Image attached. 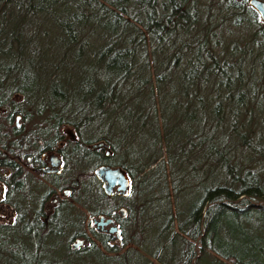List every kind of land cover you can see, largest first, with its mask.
Here are the masks:
<instances>
[{
  "label": "trees",
  "instance_id": "1",
  "mask_svg": "<svg viewBox=\"0 0 264 264\" xmlns=\"http://www.w3.org/2000/svg\"><path fill=\"white\" fill-rule=\"evenodd\" d=\"M13 45L28 54H13ZM84 57L89 62L78 71L95 62L106 75L98 91L88 85L77 97L83 81L75 77V67ZM38 68L41 87L33 73ZM177 73L190 86L184 93L197 106L187 109L197 117L180 140L172 141L162 96ZM62 74L66 86L59 84ZM133 87L144 111L137 113L138 124L127 126L125 138L141 133L152 149L135 165L124 160L126 142L109 133L84 135L95 117L116 109L121 89L127 94ZM31 111L37 119L33 116L27 131L13 125L16 114L27 121ZM67 125L78 135L76 145L104 141L111 150L109 163L125 168L133 187L148 180L150 200H168L162 208L173 248L168 257L164 243L154 250L143 245L139 226L125 229L134 207L121 219L119 244H112L113 234L91 228L92 239L79 228L66 233L53 227L65 203L46 213L47 191L34 203L28 174L13 159L30 155L34 162L43 148L53 150L64 137L71 142ZM263 131L264 22L248 0H0V181L5 186L0 203L14 211L11 222H0V264H264V242L251 239L250 228L242 225L254 214L264 218V165L242 168L264 157ZM182 157L189 173L202 165L205 177L185 216L177 201L172 203L179 191L173 164ZM75 174L74 182L57 183L71 184L72 196L84 178L96 182L92 172ZM100 195L110 203L112 198ZM140 205H135L138 212ZM55 236L66 243L65 258L46 256ZM78 237L84 244L74 248ZM81 254L89 259L69 261Z\"/></svg>",
  "mask_w": 264,
  "mask_h": 264
},
{
  "label": "rangeland",
  "instance_id": "2",
  "mask_svg": "<svg viewBox=\"0 0 264 264\" xmlns=\"http://www.w3.org/2000/svg\"><path fill=\"white\" fill-rule=\"evenodd\" d=\"M237 31L239 32V30ZM13 46V54L21 52V50L18 51L15 45ZM27 54V51L21 52V55L23 57H25ZM88 62L89 60L86 57L81 58L77 61V65L75 68L77 69L80 65H83L85 67L87 66ZM71 64L75 65L74 62H72ZM94 64L95 62H92L91 68L89 67V70L84 71V73H82V70L78 71V69L80 68L77 69L75 77L78 80L83 81L81 84H78L76 88L78 90L77 97H80L82 94H84V92L86 91L85 89L87 88L86 86L88 85L95 86V91H98L101 86H104L103 81L101 80L103 78L102 75H106L105 70L98 71L97 66H95ZM33 73L36 77V86H44L42 69H34ZM180 74L181 73L175 74L172 80L165 84L167 85V87L162 96V115L164 117V124L172 141H175L176 139L180 140L182 136L186 133V131H188V129L194 126L195 122H193V120H196L197 117L196 114L191 111V109H187L188 105L192 106V104H194L195 107L197 105L195 104V102L191 101L190 97L188 98L185 95V89H189L190 86L188 88L186 86V81L184 82L182 81V78L180 79ZM59 84L66 86V75L62 74ZM138 95V91H136L134 87L130 89L127 94H125L124 90L121 89L118 92V99L116 100L115 106L116 109L108 110L102 116L95 117V119L92 121L94 122V126H91L89 129L86 128V131L84 132V135L88 138H93L94 136L103 133H109V135L117 139L119 143L123 144L124 142H126L125 144H123L126 147L124 153V160L131 163L132 165H135L136 162H140V164H143V162H145L146 159H148L150 154L152 153V149L149 145V142H146V140H144V136L141 133L136 134L133 138H130L129 140L128 138H125L127 137L126 135L129 134L130 130V126L128 127L129 130L127 129V126H133L138 124L137 113L144 111V109L142 110L141 108L144 106V103L143 101L137 99ZM130 113H133V116ZM159 114L161 113H158V115ZM33 116V112L31 111V114L29 115L30 119L27 120L26 118L27 121H22V119L16 121L13 118L12 123L16 124L17 122L18 124L22 125L25 132L27 131V128H29L32 123L35 122V120L32 119L35 117ZM35 119L37 118L35 117ZM114 119L116 120L113 121ZM64 129H68V131L74 132L73 128L68 125L64 126ZM262 135L264 136V131ZM68 146L67 144L64 146V149L67 154L65 156V162L63 166L64 173L61 176L60 182L71 181L73 176L77 175L75 173H78L79 171L91 173L94 167L97 165L95 164V156L90 151V145L85 146L82 144H77L73 148V150H69L68 148H66ZM262 147L264 150V143L262 144ZM118 157L119 156H115L114 160H118ZM177 160H174L173 171L175 185L179 191L177 192V195H173L172 203H174V200H176V204L182 210L183 216H185V213L190 208L191 203L198 195V189L196 188L199 186V183L204 184L205 177L203 176L204 174L202 172V165L198 166V171L196 173H189L188 167L186 163H184V158L182 157L178 163ZM260 164L264 165V157L258 158L255 162H251L250 164L244 165V167L242 168L255 169ZM263 167L264 166H262L260 170V176L262 180H264ZM51 180L53 181L52 178L43 177L37 174L28 176L27 188L29 189L34 198V203L37 202L38 196H40L42 192L44 194L52 186ZM131 183L132 192L130 191L129 195L133 193V191L134 193L125 198L126 200L124 201L123 205L127 207L128 211L133 207L134 209L133 213H131V216H128L129 218L127 217L125 229H131L135 226H139V234L142 237L143 245L150 250H154L164 243L165 250L163 251V256L168 257L170 251H172L173 248L170 241V233L164 231L165 224L167 223V211L162 212V208L164 206H168V200H166L167 202L165 204L164 201H158L154 198L150 200V197L152 196L150 194L153 191H145L144 187L147 185L149 186L150 182L148 180L146 181V183H136V187H133V182ZM100 192L101 190L98 182H94L92 179L89 178H84L80 182L79 189L76 190L73 196L70 197L71 201L70 199H64L62 192H57V196H62L61 202L65 203V205L62 204V206L60 207L57 217L53 223V227L58 228L60 225L61 232L66 233L73 232L74 230L79 228V231L85 232L88 237L93 239L90 229L94 228V221L99 219V214L91 215V212H100L104 210V208H107L106 200L100 195ZM51 197H49L48 199V203L46 205L47 208L45 207L46 213L50 212V210H53V208L58 204L51 203V201L49 202ZM119 200V197L112 198V201L114 202H117ZM138 203L141 204L139 212L137 208L135 209V205H137ZM13 217V208L4 203H0V222H11L13 220ZM80 217H82L83 221L82 225L78 227ZM242 222L243 226H248V228H250L249 237L251 239L259 243L264 242L263 217L254 214L250 217V219H242ZM60 238L61 237L59 236H55L51 239V245L47 247V252L49 253V255L46 256L58 259L66 257V243L61 242ZM118 238L119 237L115 236V238H113L112 240V244H119ZM77 239L83 240V243L80 245L82 246L84 244V239L82 237L76 238L72 243H74ZM142 252L145 253L144 251ZM70 259L71 260H68L73 262H82L86 261V259L89 258L81 254L71 256ZM153 261L155 264H161L156 260Z\"/></svg>",
  "mask_w": 264,
  "mask_h": 264
},
{
  "label": "flooded vegetation",
  "instance_id": "3",
  "mask_svg": "<svg viewBox=\"0 0 264 264\" xmlns=\"http://www.w3.org/2000/svg\"><path fill=\"white\" fill-rule=\"evenodd\" d=\"M14 119L17 121V120H20L21 117L19 114H16ZM13 125L19 126L20 124H18L16 122V124L14 123ZM65 130H66V134L69 135L71 142L68 141L69 140L68 138L64 137L62 139V141H59L57 143V147H55L53 150H47V149L43 148V152L40 154L39 160L35 159V161H34L35 163L31 161L30 155L26 156L24 160L17 157V156H15L13 159L14 164L19 163L23 167L24 173L28 174V176L33 175V174L34 175L37 174V175H40L43 177H48V178L53 179L54 182L51 180L52 186L46 192V194H48V199H49V197L52 196L51 199L49 200V202L51 201V203L61 202L62 196H57V194H56L57 192H62L64 199H70V201H71L70 197L72 196V194H71L72 185L71 184L68 186H64V187H58V185H57V183H59L61 181V176L64 173V167L63 166H64V162H65V156L67 154V152L64 149V146L66 144H67V146L69 144H71L66 148H68L69 150H72L73 145H76L75 141H77V139H78V135L75 133V131L72 132V131H68V129H65ZM95 149H98L99 151H98V153L93 154L95 156V159H96L95 164H97L92 171L93 175H94V173H93L94 170L101 165H108L111 167H117L116 165H112L109 163L108 159L111 155V150L109 149L108 145H102L100 147L91 148V150H95ZM52 154H55L60 159V166H61L60 172L57 173V172H53L50 170L49 172L44 173V172L39 171L40 167H43V168L47 167V166L51 167V163H52L51 155ZM32 163H34V165H32ZM118 167H120V166H118ZM51 168H53V167H51ZM121 168L125 171V174H126V177L128 180L126 190L118 189V184H115L112 186L111 193L105 194V192L103 191V188H102V182L94 175V177L96 178V181L98 182L99 187H100V189L104 195H106L108 198H116V197L118 198L119 197L120 200L117 202H114L111 199L110 203H108L106 200L107 208H104V210H102L100 212H103V211L111 208L110 214L99 213L98 216L99 217L103 216L105 219L111 218V222L107 225L95 223V226H94V228H92V230L94 229L96 231L109 233V234H112L108 231V229L111 226H116L121 230V219L124 218L128 213L127 207H125L123 205V203L126 200L125 198L129 196V192L131 190V178L128 174V171L123 167H121ZM30 173H32V174H30ZM74 181H75V179L72 178L71 181H69V182H74ZM4 188H5V186H4L3 182L0 181V199H1V196L4 194ZM65 191H67V193H65ZM46 205L47 204H44V206L47 208ZM113 235L118 237L119 234H117L116 232H113Z\"/></svg>",
  "mask_w": 264,
  "mask_h": 264
},
{
  "label": "water",
  "instance_id": "4",
  "mask_svg": "<svg viewBox=\"0 0 264 264\" xmlns=\"http://www.w3.org/2000/svg\"><path fill=\"white\" fill-rule=\"evenodd\" d=\"M248 4L252 7L260 16L262 21L264 22V0H248ZM102 145H106L103 141H97L91 144V148L100 147ZM52 163L51 167H40L39 171L41 172H49L50 170L53 172H60V159L55 154L51 155ZM51 168V169H50ZM94 175L102 182V188L105 194H110L112 186L118 184V189L126 190L128 180L125 174V171L121 167H111L108 165H101L94 170ZM114 179V180H113ZM112 180V181H111ZM67 193V191H65ZM95 223L107 225L111 222V218H104L100 216L98 220L94 221ZM108 231L110 233L116 232L119 234L120 229L116 226H111ZM83 243L82 239H77L73 243V247L76 248Z\"/></svg>",
  "mask_w": 264,
  "mask_h": 264
}]
</instances>
